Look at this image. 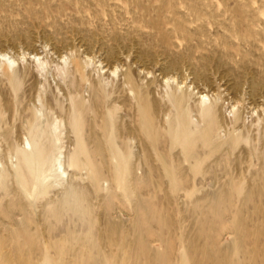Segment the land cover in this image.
<instances>
[{"label": "rangeland", "instance_id": "rangeland-1", "mask_svg": "<svg viewBox=\"0 0 264 264\" xmlns=\"http://www.w3.org/2000/svg\"><path fill=\"white\" fill-rule=\"evenodd\" d=\"M0 264H264V0H0Z\"/></svg>", "mask_w": 264, "mask_h": 264}, {"label": "bare ground", "instance_id": "bare-ground-1", "mask_svg": "<svg viewBox=\"0 0 264 264\" xmlns=\"http://www.w3.org/2000/svg\"><path fill=\"white\" fill-rule=\"evenodd\" d=\"M181 98L180 99H183V97L184 96H180ZM179 98V97H178ZM179 99V100H180ZM151 101H152V109L154 110V111H156L157 110V99H155V98H153V97H151ZM178 103V102H177ZM206 109H208V107L206 108ZM205 109V110H206ZM209 110V109H208ZM183 114V113H182ZM183 116H184V114H183ZM181 118V117H180ZM183 118H185V117H183ZM182 120V119H181ZM182 121H184L185 122V120H182ZM146 130V129H145ZM112 146V145H111ZM111 146H110V148L109 149H111ZM115 146L113 145V148H114ZM147 147V146H146ZM146 147H144L145 149H146ZM113 150V149H112ZM115 150H116V147H115ZM115 150H113V151H111V152H113V153H115L114 151ZM116 154V153H115ZM116 164H118L117 162H116ZM40 170H42V169H40ZM40 170H35V175L37 174V178H38V180L41 182V180L45 177V176H48V175H50L52 172H53V170H54V168H53V166H52V164H50V163H48L45 167H44V170H46L45 171V173L44 174H39L40 173Z\"/></svg>", "mask_w": 264, "mask_h": 264}]
</instances>
